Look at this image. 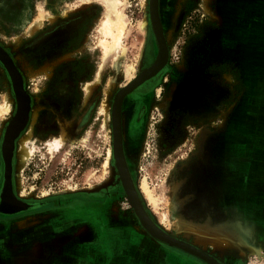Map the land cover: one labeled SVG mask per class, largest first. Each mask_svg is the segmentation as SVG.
<instances>
[{
	"label": "rangeland",
	"instance_id": "374dc122",
	"mask_svg": "<svg viewBox=\"0 0 264 264\" xmlns=\"http://www.w3.org/2000/svg\"><path fill=\"white\" fill-rule=\"evenodd\" d=\"M203 1L204 8L202 0H173L171 16L168 0L160 1L168 52L170 48L167 78L150 102L143 99V89L134 97L137 110L146 105L142 129L130 123L136 103L128 95L136 90L125 97L124 151L134 164L133 177L127 158L143 205L164 231L223 264H264V122L251 119L264 111V90L249 89L234 61H225L221 71L214 69L213 62L220 60L216 49L211 48L207 57H189L204 42L203 32L209 33V41L220 33L214 17L223 22L219 9H213L214 0ZM147 10L148 0H0V44L17 63L33 102L29 125L21 135H30L26 144L31 155L21 166V136L16 141L15 195L52 204L54 199H69L70 204L6 219V226L23 232L50 223L74 228L72 237H78L90 233L84 223L90 214L81 212L98 210L93 221L98 217L105 228L109 217L136 224L137 232L147 236L143 239L158 244L149 245L152 250L170 247L143 232L141 222L138 225L115 165L111 138L115 93L158 54ZM205 11L210 19L203 16ZM108 17L115 22L109 34L104 29ZM115 36L117 46L106 52L104 44L112 45ZM260 61L264 65V59ZM188 75L198 76L191 86ZM160 80L141 85L146 98ZM6 97L10 105L0 110V142L15 109L10 79L0 63V107ZM2 176L0 155V184ZM77 197L86 201H74ZM180 220L204 231L218 230L231 243L243 242L244 255L229 247L219 255L196 237L178 233ZM99 222L98 234L103 232ZM184 255L180 252L178 258L201 264Z\"/></svg>",
	"mask_w": 264,
	"mask_h": 264
},
{
	"label": "crops",
	"instance_id": "0c3cea01",
	"mask_svg": "<svg viewBox=\"0 0 264 264\" xmlns=\"http://www.w3.org/2000/svg\"><path fill=\"white\" fill-rule=\"evenodd\" d=\"M212 5L219 9L223 22L213 19L220 33L209 41L211 48L219 52L220 60L234 61L240 67L249 89L264 90L260 61L264 59V0H214ZM251 119L264 122V111L252 114ZM105 223L110 226L103 232L89 227L90 233L81 235L85 237H72L76 229L52 224L49 229H26L24 237L1 225L0 264H188L168 247L152 250L149 245L158 244L143 239L147 236L137 232L135 224H121L110 217ZM100 236L104 239L97 242Z\"/></svg>",
	"mask_w": 264,
	"mask_h": 264
},
{
	"label": "bare ground",
	"instance_id": "6f19581e",
	"mask_svg": "<svg viewBox=\"0 0 264 264\" xmlns=\"http://www.w3.org/2000/svg\"><path fill=\"white\" fill-rule=\"evenodd\" d=\"M160 1L161 0H157V13H158L159 25L161 27V31H162V35H163V39H164V49H165V51H164V54L165 55H164L163 60H162V65L160 67H158L157 69L153 70V67H154L153 65L156 62V59L158 57V54H157V56H156L155 60L152 62V64H150L148 67L142 69L140 71V73L130 83H128L125 86L127 88L126 89L127 91L125 93L122 94V92H121V90L123 88H125V87H123L122 89H120L119 91H117L115 93L114 100L112 102V107H111V130H112V138H113V142H114V144H113V157H114L115 165L117 167L118 174H119V176L121 178V181H122L124 190L126 192V187H125L124 181H123L124 179H123L122 169H121L120 164H119V162L117 160L116 151H115L116 132H117V128H116V124H115V119L118 118V124H119V128H120V142H121V147H122V153H123V156H124V160L126 162V166H127L128 173L130 175L131 182H132V184L134 186V189H135V192L137 194V198L139 200V204L147 212L146 219L149 221L150 224H152V226H154L155 228H158L162 233H164V235L168 239H171L173 242H175L177 244L180 243L181 245H179V246H182L183 248H186L187 250H192L193 252H199L206 260H208V261H206L204 259H201L205 263H207V264H223V261L220 258H218V257H216L214 255H211L206 250L200 249V248L196 247L194 244L189 243L188 241H185V240L180 239V238H178V237H176L174 235L169 234L168 232L164 231L160 226H158L156 224V222L152 219V217L149 215L148 211L144 207L143 202H142V200H141V198L139 196V193H138V191L136 189V186H135V183H134V180H133V177H132V174H131L129 165H128V161H127V158H126V155H125V151H124L123 120H122V107H123L124 99H125V97L129 93H131L134 90H136L145 81H147L149 79H152L153 76L155 77L156 75H158L159 72L164 68V66L166 65V63L168 61L169 52H168V46H167V43H166V39H165V36H164V28H163V23H162V18H161ZM44 16L45 15H42L41 19H39L38 21H36V23H34L32 25V27L30 29L31 31H33L35 28H37L40 25V22H41V20H42V18ZM147 18L149 20V23L151 25L152 31L154 33V37H155L156 42H157V45H158V41H157V37H156V32H155V29H154V21L152 20L151 0H148ZM114 23L115 22L113 21V19L111 17H108V19L106 21V24H105V28H104L106 30V33H108V34L109 33H112L113 26L115 25ZM117 44H118V39L115 36V39L113 40V44L112 45H107L106 43L104 44L105 51L106 52H109V51L113 50L117 46ZM158 52H159V45H158ZM16 66H17V64H16ZM17 68H18V66H17ZM20 73H21V71H20ZM22 77H23V75H22ZM23 80H24V77H23ZM10 83H11V80H10ZM24 86H25V80H24ZM11 88H12V83H11ZM12 91H13V89H12ZM13 94H14V92H13ZM14 98H15V102H16L15 95H14ZM9 99L10 98L6 97L5 104L0 107V110L3 109L5 111V110H8L9 109V105H10V100ZM30 103L32 104V97L31 96H30ZM31 111H32V108L29 111V115H28L29 118H28V121H27L25 127L21 130V132L19 133V135L15 138V140L13 142V146L11 148V151H10V148H9V145L8 144L4 146V150H5V154L6 155H8L11 152L12 180H13V175H14V156H15V149H16V141L22 135L23 131L28 127L29 122H30V118H31ZM14 113H15V109H14ZM14 113H13V115H14ZM11 117H10V119H11ZM10 119L8 121H10ZM7 126H8V122L5 125L4 133H3V136H2V139H1V143L2 142L4 143V140L3 139H4V134H5V131H6V127ZM29 137H30V135L23 136V137L21 136V138H20V144H21V149L20 150L21 151H19L18 154H17L18 155L17 156L18 157V162H19L18 163V166H21V165L25 164L26 161L28 160V158L31 155V151L27 148V144H26V140ZM15 197H17V196L15 195ZM10 199H9L8 195H6L4 197L3 205L5 204L4 205L5 207L6 206H9V204L12 205V201H11L12 199L11 200ZM139 220H140V222H141V224L143 226L142 229H141L143 232L144 231H147L148 234L150 236H152L153 239H155L156 241H158V242H160V243H162L164 245H167V246H170V247L171 246H175V245L170 244V243H167V242L163 241L162 239H160L159 237L155 236L152 233V231H150L148 229V227L145 225V223L141 219H139ZM178 230H179L178 233H181L182 232V233H184L187 236H194V237H196V239H197L196 241L200 242L204 246L210 245L213 248L212 250H214L215 252H217L219 255H223L225 253V251H227L226 250V247H229L230 249H234V251L236 253H238L240 256L241 255L242 256L244 255V253H242V251L240 249L242 247L240 245H243L244 244L243 242H238V243L236 242V244L235 243H231L232 241L229 240V238L226 240V238L218 230H216L214 232L204 231V230H201V229L196 228L192 224L186 223L184 220H180L179 221ZM240 236L242 237V239H244L243 241H246L247 236H245L244 234H242V235L240 234Z\"/></svg>",
	"mask_w": 264,
	"mask_h": 264
},
{
	"label": "water",
	"instance_id": "95a60500",
	"mask_svg": "<svg viewBox=\"0 0 264 264\" xmlns=\"http://www.w3.org/2000/svg\"><path fill=\"white\" fill-rule=\"evenodd\" d=\"M151 11H152V20L154 21V29L156 32V37L159 45L158 57L153 65L154 66L153 70H155L162 65V60L165 55L164 39L158 20L157 0H151ZM0 63L3 65L9 79L11 80L12 89L16 97L15 113L14 115H12L10 121H8V126L6 127V131L3 139L4 143L3 142L1 143V155L4 162V175H3V183L0 190V212L5 214H12L18 211L25 210L27 208V203L22 200H18L13 193L11 152L8 155H6L4 146L8 144L11 151L15 138L19 135V133L25 127L28 121L29 118L28 115L31 109V103H30V94L27 92L24 86V80L22 74L17 68L16 63L11 57V55L5 50V48L1 44H0ZM126 89L127 88L125 87L121 90L122 94L127 91ZM115 124L117 128L116 145H115L116 157L122 169L123 179H124L123 181L127 192L126 195L130 201L132 208L134 209V212L136 211L135 214L137 213L136 216L138 217V219H141L155 236L159 237L160 239H162L167 243L175 245L171 247L180 249L183 252H186L200 260L201 259L206 260L199 252H193L192 250H187L186 248L179 246L181 245L180 243L177 244L173 242L171 239H168L164 235V233H162L158 228L152 226V224H150L149 221L146 219L147 212L139 204V200L137 198V194L135 192L134 186L131 182L130 175L127 170L126 162L124 160V156L122 153L118 118L115 119ZM6 195H8L9 199L10 198L12 199V200L10 199L12 201V205L9 204V206L5 207L4 206L5 204L3 205V202H4V197Z\"/></svg>",
	"mask_w": 264,
	"mask_h": 264
},
{
	"label": "flooded vegetation",
	"instance_id": "af4514ba",
	"mask_svg": "<svg viewBox=\"0 0 264 264\" xmlns=\"http://www.w3.org/2000/svg\"><path fill=\"white\" fill-rule=\"evenodd\" d=\"M161 3L163 4L164 3V0H161ZM204 1L202 0V6H203V8H204ZM168 4L170 5V15L169 16H171V13H172V4H173V0H168ZM212 4V3H211ZM205 10V9H204ZM206 12V11H205ZM207 14H210V13H203V16H206L207 17V19H210V17H208V15ZM193 18V17H192ZM195 18V17H194ZM168 19V18H167ZM193 20L194 19H192V23H193ZM198 21H199V19H198ZM164 32H165V35H166V31H165V25H164ZM200 37H203L204 38V42L201 44V45H199V46H197V47H195V49H192L193 51H191L190 53H189V57L191 58V59H196V58H198L199 57V55L201 54L202 56H204V57H207L209 54H210V50H211V45H210V42H209V33H207V34H205V32H203V34H201L200 35ZM153 40H154V38H153ZM208 40V41H207ZM155 41V40H154ZM167 43H168V39H167ZM155 45H156V42H155ZM168 46H169V44H168ZM156 48H157V45H156ZM201 56V57H202ZM154 57V56H153ZM153 59V58H152ZM152 59L151 60H149L148 62H150V61H152ZM170 59V48H169V57H168V62H167V66L164 68V70H163V72H162V75H161V71L159 72V74L158 75H156L155 77L153 76V78H152V81H153V83H156V81L158 82L160 79V82L157 84V86L156 87H153V89L151 90V92H150V97L149 98H146V96H145V93H146V87L145 86H139L137 89H136V91L134 92V93H131V94H129L128 95V98H130V99H133L134 101H135V103H136V110H135V113H134V116L132 117V119H131V126L132 127H140L141 129H142V124H140V121L141 120H143L145 117H146V105H145V107H141L140 108V110H137V102H136V100H135V96H136V94L138 93V91H139V89H143V91H144V94H143V99L144 100H146V102H150V100L153 98V91L154 90H156V88L159 86V84L164 80V77L165 78H167V75H166V69L169 67V60ZM14 60V59H13ZM155 60V59H154ZM224 62L225 61H223V60H219L218 62H213V64H216V66L214 67V69L215 68H217V69H219V71H221L222 70V65L224 64ZM16 63V62H15ZM147 63V62H146ZM17 64V63H16ZM152 64V63H151ZM3 66V65H2ZM237 70V69H236ZM167 72H169V73H171V71H167ZM189 77V78H188ZM188 77H186L187 78V81L189 82V85L191 86L192 85V83H194L195 82V80H196V78L198 79V76L197 75H188ZM196 77V78H195ZM171 78H173V76H172V73H171ZM191 82H190V81ZM175 82H173L172 84H174ZM121 87H124V85L123 86H121ZM120 87V88H121ZM25 88H26V84H25ZM26 90H27V88H26ZM28 92V91H27ZM29 93V92H28ZM190 93H192V92H190ZM189 93V94H190ZM30 94V93H29ZM30 96H31V94H30ZM32 97V96H31ZM194 97H195V95H194ZM15 107H16V103H15ZM14 107V108H15ZM31 108L33 109V102H32V104H31ZM133 119L134 120H138V121H136L135 123H133ZM4 133V132H3ZM3 136V135H2ZM142 136H143V130H142ZM111 138H112V134H111ZM112 148H113V139H112ZM128 152L129 151H127V158H128V161H129V163H130V166H131V169H132V173H133V177H134V171H133V163L131 162V160H130V157H129V155H128ZM0 155H1V142H0ZM1 159H2V155H1ZM2 163H3V175H4V162H3V159H2ZM14 180L15 179H13L12 180V186H13V192H14V194H16L17 195V193H16V191H15V182H14ZM134 180H135V178H134ZM2 183H3V176H2V182H1V184H0V190H1V186H2ZM136 183V182H135ZM121 184H122V182H121ZM123 186V185H122ZM137 186V185H136ZM123 189H124V187H123ZM124 192H125V190H124ZM125 194H126V192H125ZM17 198V197H16ZM18 200H21V199H19V198H17ZM75 200L74 201H86V199H83V198H74ZM22 201H24V202H26L27 203V208L25 209V210H22V211H18V212H16V213H12V214H5V213H1L0 212V226L1 225H4L5 227L4 228H6V229H8L9 231H12V230H17L16 229V227H11V226H6L7 225V223H4L5 222V220L6 219H10V220H18V219H21V218H24V217H28V216H30V215H35L36 213H45V212H47V211H50V209H52V208H54V207H58V205H60L59 203H62L63 202V207L65 206H69L70 204H69V199H65V200H63V199H54L53 201H54V203L52 204V200H26V199H22ZM92 201H96V200H92ZM59 207H62V205L61 206H59ZM149 212V211H148ZM81 213H85V214H90L89 216H88V221H86V222H84V223H86V224H88V226L92 229H95L96 227H95V223H97V221L95 222V221H93V217H95V216H97V213H98V210L97 211H86V212H81ZM95 214V215H94ZM152 216V215H151ZM153 217V216H152ZM154 218V217H153ZM137 219H138V217H137ZM155 219V218H154ZM97 220H98V217H97ZM99 222V221H98ZM138 222H139V224L138 225H140V221H139V219H138ZM100 223V222H99ZM49 224L50 223H45V224H43V225H41V227H43V228H47V229H49ZM107 224V223H106ZM136 225V224H135ZM103 226V224L102 223H100V227H102ZM40 227V226H39ZM61 227V226H60ZM64 227H66V226H64ZM99 227V226H98ZM97 227V228H98ZM0 228H3L2 226L0 227ZM61 228H63V226L61 227ZM103 228H105V227H103ZM30 229V231H32V230H34L35 228H29ZM28 230V229H27ZM26 230H24L22 233H24V237H25V235H26V232H25ZM19 232H21V231H19ZM172 234V233H171ZM24 241H26L25 240V238H24ZM168 248H170V249H172L173 251H175V250H177V251H175V253H177V254H179L180 252L181 253H183V254H185L184 256H189V257H192L195 261H197L198 263H201V264H207V263H205L204 261H202V260H200V259H198V258H196V257H194V256H192V255H190V254H188V253H186V252H183L182 250H180V249H177V248H174V247H168ZM179 251V252H178ZM188 257V258H189ZM226 261V260H225ZM226 263V262H225ZM227 264V263H226Z\"/></svg>",
	"mask_w": 264,
	"mask_h": 264
}]
</instances>
